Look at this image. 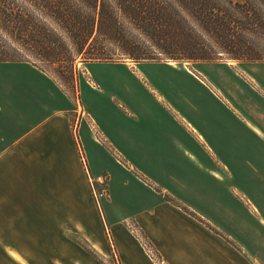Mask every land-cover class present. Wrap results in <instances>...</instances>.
<instances>
[{"label":"rangeland","instance_id":"374dc122","mask_svg":"<svg viewBox=\"0 0 264 264\" xmlns=\"http://www.w3.org/2000/svg\"><path fill=\"white\" fill-rule=\"evenodd\" d=\"M19 3L0 0V100L10 107L21 101L23 126L56 111L66 110L79 125L86 116L77 133L80 156L93 178L92 197V185L103 194L99 203L93 197L101 216L94 232L97 247L70 236L84 250H30L39 262L127 264L126 251L140 250V242L146 252L152 250L156 264H163L157 252L161 249L136 214L164 199L189 215L190 208L197 212L191 216L213 235L198 232L194 237L198 247L208 242L220 248V240L239 251L246 264H264V66L252 68V63L230 61L223 55L216 62H176L181 69L177 70L163 65L165 61L133 63L115 55L114 62L78 58L72 74L65 76L68 64L54 59L49 67L33 58L28 44L9 24L18 21ZM29 12L45 21L33 9ZM124 42L137 54H145V44L158 52L135 29H129ZM97 48L117 52L113 41ZM20 60L35 61L47 74ZM107 63L139 68L93 66ZM230 67L238 73L239 67L250 68L249 80ZM185 68L202 72L210 83L201 84L183 72ZM134 145L145 146V158L133 155ZM185 149L195 157L185 155ZM118 219L125 220L120 223L124 233L113 228ZM180 224L177 247L187 241L186 224L182 220ZM12 258L25 264L21 255ZM0 264L14 263L0 259Z\"/></svg>","mask_w":264,"mask_h":264},{"label":"crops","instance_id":"0c3cea01","mask_svg":"<svg viewBox=\"0 0 264 264\" xmlns=\"http://www.w3.org/2000/svg\"><path fill=\"white\" fill-rule=\"evenodd\" d=\"M172 63L163 65L181 70ZM252 64V68L264 66L263 62ZM95 65L124 66L132 71L139 68L137 64L134 67L125 63ZM216 67L227 68L221 64ZM182 71L203 85L210 83L200 71L195 73L188 68ZM238 71L241 73L234 71L236 75L249 80L246 75L250 68L239 67ZM21 110L20 100L14 101L12 107L0 100V259L20 264L12 258L16 254L23 256L25 264H42L30 250H84L75 239L71 242L75 235L97 247L95 233L101 218L100 208L93 201L90 185L93 178L85 170L77 138L78 128L86 116L79 125L71 121L66 110L56 111L41 122L23 126ZM84 115L88 117L87 112ZM178 143L182 144L180 140ZM215 143L219 145L218 140ZM132 150L133 155L145 158V146L134 145ZM184 152L191 159L195 157L187 149ZM210 172L218 175L213 170ZM139 181L144 182L141 178ZM111 198L110 194L108 201ZM191 212L196 211L190 208L192 215ZM191 215L164 199H156L149 209L136 214L142 228L161 249L157 252L161 253L163 264H246L239 251L224 245L219 238L216 241L220 248L208 242L198 247L194 238L198 232L213 235ZM180 220L186 224L187 241L183 247H177L182 229ZM124 222V219L115 220L113 228L124 233L120 227ZM165 246L171 250H165ZM138 247L140 250L126 251L127 264H156L140 242Z\"/></svg>","mask_w":264,"mask_h":264},{"label":"trees","instance_id":"16d2710c","mask_svg":"<svg viewBox=\"0 0 264 264\" xmlns=\"http://www.w3.org/2000/svg\"><path fill=\"white\" fill-rule=\"evenodd\" d=\"M21 1L18 21L9 24L33 58L49 67L54 59L68 64L65 76L72 74L78 58L114 62L115 55L133 63L216 62L223 55L234 62H264V0ZM129 29L158 52L146 44L145 54L129 48L124 42ZM107 41L117 45V52L97 48ZM21 61L47 74L35 61Z\"/></svg>","mask_w":264,"mask_h":264},{"label":"built area","instance_id":"2783aa9c","mask_svg":"<svg viewBox=\"0 0 264 264\" xmlns=\"http://www.w3.org/2000/svg\"><path fill=\"white\" fill-rule=\"evenodd\" d=\"M92 188H93V197L97 201V203H99V197H102L103 194H98L95 188L93 187V185ZM147 253L149 254V256L151 255L150 256L151 258H155V255L153 254L152 250L147 249Z\"/></svg>","mask_w":264,"mask_h":264},{"label":"bare ground","instance_id":"6f19581e","mask_svg":"<svg viewBox=\"0 0 264 264\" xmlns=\"http://www.w3.org/2000/svg\"><path fill=\"white\" fill-rule=\"evenodd\" d=\"M172 64H176V63H172Z\"/></svg>","mask_w":264,"mask_h":264}]
</instances>
